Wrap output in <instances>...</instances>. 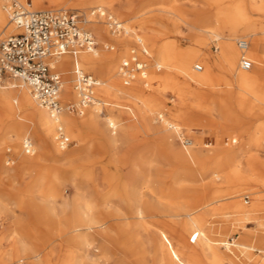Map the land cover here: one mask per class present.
<instances>
[{"label": "rangeland", "instance_id": "obj_1", "mask_svg": "<svg viewBox=\"0 0 264 264\" xmlns=\"http://www.w3.org/2000/svg\"><path fill=\"white\" fill-rule=\"evenodd\" d=\"M210 1L113 0L112 4L117 15L131 19L125 23L131 27L133 26L138 36H143L145 32H154L161 40V43L174 38L176 40L175 45L179 51L175 62L179 64L184 61L183 54L185 51L197 47L193 42L194 31L189 27L190 24L196 27L213 26L222 34L229 33L233 28V19H228L225 14H216ZM20 2L26 5L27 3L31 4L32 0H20ZM171 2H174L178 7L179 12L175 19L179 24V28L175 34H168L169 31L164 27V23H166L163 19L164 15L159 13L160 8L169 6ZM229 3V0H227L223 4L228 5ZM257 4H260L263 10H249L247 16L240 18L238 23L242 25L247 23L254 24L257 26L260 34H263L261 35V39H264V0H258ZM40 7L41 9H34L32 4L28 8L31 11L67 10L80 17L81 28L85 26L83 24V10L76 4L70 3L60 8L61 6L52 7L48 2L43 1ZM211 9H213V12L208 13V10L211 11ZM145 18L149 26L153 27L154 30L149 27L145 31L143 27L138 26V23ZM118 20L123 21V19ZM107 26L103 24L107 33L102 40L94 34L92 35L96 43H99L97 46L98 50L104 44L115 46L114 51L108 49L105 52L114 55L115 70L117 71L120 61L126 56L128 57L130 49H136V39L133 36H122V33L117 34L120 36L118 40L121 44L119 45L114 41L115 38L110 35V30ZM246 35L245 28L240 27L236 29L235 36L237 38L241 39V36L245 37ZM234 44L238 48V42L235 41ZM201 47L212 57H215L216 46L212 40L205 41ZM105 52L103 54H106ZM259 53L261 56H264V40H262ZM140 59L142 60L143 58L140 56ZM156 59L155 57H149L148 60L149 63H155ZM194 70L193 68L191 73H198ZM215 71L218 75L216 82L211 86L203 87L204 92L199 90L198 86H193V92L190 94V98L186 104H183V100L170 89H166L161 95H157L155 87L144 88L147 93L154 97H161L163 101L169 104L172 107V114H186L190 133L196 136L204 147L206 152L204 159L203 161L200 160L199 166L189 168L173 161L171 150L169 151L165 147H161L154 157L153 170L147 177L148 188L144 190V199L148 206H150L144 209L146 215L144 219L145 223L140 221L138 224L136 219H129L124 225L126 233L121 234L116 230L117 228L113 224L114 220L108 218L106 225H104L105 232L103 235L89 233L91 244L84 250V254H75L67 243L64 242L72 234L73 228L77 224H74L72 220L71 209L65 211L60 206L64 200L72 202L76 194L74 190V185L76 184L79 187V193L83 197L89 200L98 199L99 197L107 199L109 203H114L126 216L130 217L129 211L131 206L127 202L129 195L127 186L130 183L133 185L138 183L136 177L129 170L130 163L135 156L138 146H152L155 144V140L152 137L147 138L142 136L143 133L139 128V116L131 105L128 104V97L124 93H119L117 98L109 99L110 104H114L119 109L111 111L109 107H102L103 113L101 119H99L98 131L96 132L83 130L73 135H68L65 128H63V137L68 140L69 144L61 150L58 149L56 144L50 146L52 156L44 158V161L41 160L43 162L41 167L33 168L26 174H22L17 168H13L11 164L10 166H5L7 169L10 168L7 174L1 173V166H4V162L7 160L6 155L9 152L6 146L0 145V200L2 201L0 205V247L4 253L12 257L11 261H8L7 258V262L9 264L35 263L30 258L31 256L26 255L27 252L23 253L24 255L22 254V256H18V249H16L15 244L16 238L10 236L14 230L24 227L26 229L25 233L29 237L24 238L20 244L26 249L36 250L44 248L40 254L41 256H39L40 261L35 264H65L68 261L74 262L73 260L78 264H88L83 255L89 260H97L98 264H165V262L167 263L168 259L166 258H168L169 252H172L175 256L174 264H212L209 257L204 253L200 240H196L191 233L181 228L184 226L185 218L183 216L174 217L173 214L176 207L171 208L167 205L169 201L178 200V197L171 194V187L175 181L180 179L188 183L191 191L187 194L185 200H183V208L192 209L198 207L203 201L211 202V199L215 195L220 197L219 201L215 204V210H210V206L206 209L207 212L204 214L203 222L201 223L205 226L206 234L210 239L222 240L230 244L228 249L220 246L217 253L223 258L231 259L236 264H254L260 256L258 251L252 252L254 255L250 257V255L241 254L232 244L236 241L237 237L255 231L258 223L264 224V204L251 215L238 212L237 209L238 204L243 207H249L255 203L256 199L253 193L257 188V184L250 183L243 185L233 179L230 174L216 171L213 166L219 162L222 157L221 155H223V153H216V150L226 147L236 149L237 151L244 150L243 152L250 150L252 155L264 160V113L256 110L253 116L240 117L239 119L235 116L237 114L227 116L218 101V97L222 93H218L217 89L225 88V79L220 76L223 74L220 64H216ZM163 72L164 68L162 67L157 73ZM85 73L98 79L92 73ZM176 77L178 85L185 86V79L188 78L187 75L179 74ZM119 79L117 85L120 87L124 86L122 85L121 77ZM170 110L168 111L171 112ZM63 113H67L74 119L79 118V116L70 114L67 111ZM106 116L115 117L120 123V126L116 129V136H120L122 129L128 130L133 135L132 138L127 139V143L135 145V148L134 146L130 147L131 149L133 148L132 150L128 148L129 144L126 143L125 137H122L114 147L103 143L101 134L106 129L103 119ZM155 118L156 114L151 115V121L154 125H157L158 123L155 121ZM257 129H262L263 133L260 137L255 138L254 134ZM31 139L30 142H32L35 148V153L31 158L37 159L41 154V142L33 135ZM84 142L89 144L88 151L81 150ZM20 149L22 150L21 146ZM57 153L61 155L66 154L67 158L65 162H55L57 159L55 154ZM243 156L245 155L243 154ZM58 173L61 181L56 186V189L59 191L60 197L49 201L45 205H53L55 207V215L61 218L60 224L65 230V235L62 237L64 241H60L57 237L51 235L48 229L38 226L28 208L30 199L34 203L43 204V193H38V189H34L33 195L29 196V184L40 178L43 184L39 191L43 192L47 190L52 177ZM21 176L25 178V182H21L22 178L19 179ZM158 190L160 191L158 192ZM182 192L179 198L185 196ZM230 197L234 198L229 199ZM209 204L207 203L206 206ZM99 209H103V207H99ZM131 234L133 238H130ZM116 238H118V241H116ZM161 244H163L162 251L158 249ZM131 247L136 250L134 252L129 251ZM20 259L22 260L20 261ZM225 264H229L228 261H225Z\"/></svg>", "mask_w": 264, "mask_h": 264}, {"label": "bare ground", "instance_id": "obj_2", "mask_svg": "<svg viewBox=\"0 0 264 264\" xmlns=\"http://www.w3.org/2000/svg\"><path fill=\"white\" fill-rule=\"evenodd\" d=\"M16 1L21 3L20 0ZM43 1L48 2L52 7L61 6L60 8L70 3L78 5L83 10V24H85L83 27L84 29L80 28L90 33L92 37V34H94L100 40H102L107 33L103 24L107 25V19L111 18L122 25L124 33L122 36H133L135 39H139L145 51L143 55L141 49H139V55L146 64L145 77L138 76L127 86L122 83L124 86L121 87L117 85V82L120 80V65L117 67L116 71L114 55L105 52V50L108 49L114 51L115 46L104 44L99 50L97 48L94 53H80L76 58V62H74V59L69 55H64L53 61L54 68L57 72L61 73L63 77V88L59 96L61 104L71 103L72 101L76 103L78 101V95L74 84L75 75L73 72L75 63L82 74L90 77L96 82V87L94 88L95 103L87 107L81 115H78V119H74L67 113H63L65 112L64 110L55 112L41 107L33 99L29 88L15 79H5L3 83L0 84V145L6 146L9 152V154L6 155L7 160H5L4 166H1V173L3 174L8 173L10 168L7 169L5 166H10V164L13 168H17L19 172L21 171L22 174L28 173L33 168L41 167L43 165L41 160L44 161V158L52 156L50 153V146L56 144L59 150L65 148L64 144L59 140L61 134L64 136L63 128H65L68 135H73L83 130L90 132L98 131L99 119H101L103 113L101 110L102 107H109L111 111L119 109L114 104H110L109 100L110 98H117L119 93H124L128 97V104L131 105L139 116V128L143 133L142 136L147 138L152 137L155 140V144L152 146H138L130 166L128 165L131 174L138 180L136 185L130 183L127 186V190H129L127 202L131 206L129 211L130 217L126 216L114 203H109L107 199H101L99 197L100 199L89 200L83 197L82 194L79 193V187L75 184L74 190L76 194L72 202L64 200L62 205L60 203V207L63 210L67 211V209H71L73 216L72 220L74 224H77V226L73 228L72 234L65 241L62 239L63 235H65V230L61 227V218L55 215V207L51 204V206L45 205L49 201H53L60 197L59 191L56 189V186L61 181L59 173L52 177L47 190L43 192L39 191L43 184L40 178L29 184V196L33 195L34 189H38V193H43V204L32 202L28 196L30 199L28 208L30 209L31 216H33L35 223L38 226L48 229V232L54 237H57L60 241L66 242L69 248H71V251L75 254H84V250L91 244L89 233L103 235L105 232L104 225H106L108 218L114 220L113 224L117 228L116 230L121 234L126 233L124 225L129 219H136L138 224L140 221L145 223L144 219L146 215L144 209L150 206H148L144 199V190L148 188L149 183L147 177L153 170L152 165L154 163V157L161 147H165L169 151L171 150L173 161L189 168L199 166L200 160L203 161L204 159L206 152L199 139L190 133L186 114H172V107L169 104L163 101L161 97H154L147 93L144 88L155 87L157 95H161L164 90L170 89L176 96L183 100V104H186L190 98V94L193 92V86H198L200 88L199 90L204 92L203 87L211 86L216 82L218 75L215 71V67L216 64H220L223 69V74H218L225 79V88L217 89V92L222 93V95L218 97V101L220 106L225 110V114L227 116H231L230 114H237L235 116L239 119L240 117L253 116L256 110H260L264 113V56H261L259 53L262 40H264L263 38L261 39V35L263 34H260L257 26L252 23L243 25L238 23L240 18H245L247 16L249 10L262 11L263 7L257 4L258 0H229L230 3L228 5L223 4L224 1L227 0H211L210 3H212L216 14H225L228 19H233L234 23L230 22L233 27L232 30L227 34H222L213 26L196 27L190 24L189 27L194 31L192 37L194 39L193 42L197 47L185 51L183 54L184 61L178 64L175 62V58L179 54V51L175 45L176 40L174 38H170L161 43V40L154 32H145L143 36H138L133 26L131 27L125 23L131 19L123 18L121 15L115 13L112 4L113 0H32L31 4L27 3L26 5L30 8L33 4L34 9H41L40 6ZM247 3L249 4L247 5ZM210 12H213V9H211V11L208 10V13ZM159 13L164 15L163 19L166 21L164 27L169 31L168 34H175L176 30L179 28V24L175 20L176 16L179 14L178 7L174 2H171L169 6L160 8ZM118 19H123V21H119ZM6 20L7 15L4 11L3 3L0 0V28L4 26L0 31L4 33H15L16 30L9 25ZM182 23L187 24L185 22ZM138 26L143 27L145 31L151 27L146 18L139 22ZM107 27L109 28V26ZM240 27L245 28V32L247 33L245 37H242V35L241 39L235 36L236 29ZM151 29L154 30L153 27H151ZM110 35L115 38L114 41L117 44H121L118 40L120 37L119 35H113L111 33ZM207 40H212V42L215 43V57H212L201 47ZM235 41H237L238 44L241 41L245 42L246 48L243 49L238 46L239 50L234 44ZM98 45L99 43H97V46ZM103 52L106 54H103ZM149 57L157 58L156 62L149 63ZM241 57L242 59H248L252 63L251 69L243 70L241 68ZM125 58H127V56ZM124 59H122L120 63ZM162 67L164 68V72L157 73ZM193 68L195 70L198 68L199 71L196 70L198 73H191ZM85 72L94 74L98 79H95ZM179 74L187 75L188 78L185 79V86L178 85L176 76H179ZM2 84H4V86H2ZM217 87H219V85H217ZM154 114H156L155 121H157V125H154L151 121V115ZM103 119L106 124V129L101 135L105 145L114 147L122 137H125L126 143L128 142L127 139L132 138L133 135L128 130L124 129H122L120 136H116V129L120 126V123L115 117L106 116ZM262 133V129H257L254 134L255 138L260 137ZM32 135L41 142V154L37 159L31 158L35 153V148L32 142H30L32 140ZM25 143L31 144L33 149L32 154L25 153ZM127 144H129V149L133 146L135 148V145L131 143ZM81 150L88 151L89 144L84 142ZM243 151H237L230 147L217 149L216 153H223V155H221L222 157L219 162H217V164L215 163L216 165L213 166V168L218 172L230 174L233 179L243 185L250 183L257 184V188L253 193L256 199L255 203L249 207H243L240 204L237 206L238 212L251 215L256 212L257 208L264 204V160L259 159L258 156L252 155L250 150L247 152ZM243 154L245 156H243ZM55 156H57L55 162H65L67 158L66 154L61 155L57 153ZM21 178V182H25V178L21 176L19 179ZM164 185L166 186V184ZM171 190V194L178 197V200L169 201L167 205L171 208L176 207L175 210L173 209L174 217L183 216L185 218L184 226L181 228L191 233L196 240H200L202 249L209 257L210 262L212 264H225V261H228L229 264H236L231 259L223 258L217 253L220 246H224L228 249L230 244L222 240L210 239L206 234L205 226L201 224L204 214L207 212L206 209L210 206V210H215V204L219 201L218 199L220 197L215 195L211 199V202L203 201L198 207L187 209L183 208L182 205L187 194L191 192L188 183L178 179L174 182ZM183 190L184 192H182ZM159 191L160 190H158V192ZM181 192L184 193L185 196L179 198ZM232 198L234 197H230L229 199ZM1 203L2 201L0 200V205ZM207 203L210 204L206 206ZM99 207H103V209H99ZM25 230L24 227L19 228L14 230L10 236L16 238L15 244L16 249H18V256H22L23 253L27 252L26 255L31 256L30 258L37 263L40 261L39 256H41L40 254L44 248L32 250L22 246L20 244L22 240L29 237L26 235L27 233H25ZM130 238H133L132 234ZM116 241H118V238H116ZM232 245L240 251L241 254L250 255V257L254 255L252 252L258 251L260 256L256 259L254 264H264V224L258 223L255 231L237 237ZM158 249L162 251L163 244H161ZM135 250L136 249L133 247L129 249L131 252ZM83 257L86 258L88 264H98L97 260H89L85 255H83ZM7 258L8 261H11L10 259L12 257L4 253L0 247V264H9L6 260ZM174 258V254L169 252L168 258H166L168 260L165 264H174ZM21 260L22 259H20V261ZM73 261L75 262V260ZM74 262L68 261L65 264H78Z\"/></svg>", "mask_w": 264, "mask_h": 264}, {"label": "built area", "instance_id": "obj_3", "mask_svg": "<svg viewBox=\"0 0 264 264\" xmlns=\"http://www.w3.org/2000/svg\"><path fill=\"white\" fill-rule=\"evenodd\" d=\"M7 15V23L16 32L0 31V84L5 79H15L26 85L33 99L51 111H67L81 115L84 110L94 105V88L96 82L81 73L74 64L75 90L78 95L76 103L61 104L59 96L63 88V77L54 68L53 61L69 55L76 62L80 53H94L97 49L95 39L80 28V17L67 10L31 11L27 5L16 0H1ZM107 25L111 34H124L122 25L108 18ZM136 49H131L119 67V76L127 86L136 77H145L146 64L138 53L144 55L141 41L136 39ZM239 47L246 48L241 41ZM252 63L242 59L241 68L249 70ZM199 71V69H196ZM59 140L66 147L68 140L60 135ZM26 154H32L30 143L24 144Z\"/></svg>", "mask_w": 264, "mask_h": 264}]
</instances>
